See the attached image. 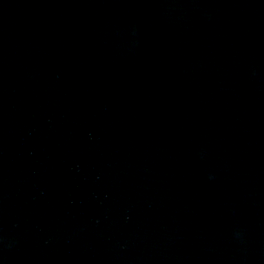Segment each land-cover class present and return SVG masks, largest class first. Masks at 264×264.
Segmentation results:
<instances>
[{
  "label": "water",
  "instance_id": "water-1",
  "mask_svg": "<svg viewBox=\"0 0 264 264\" xmlns=\"http://www.w3.org/2000/svg\"><path fill=\"white\" fill-rule=\"evenodd\" d=\"M0 264H264V0H0Z\"/></svg>",
  "mask_w": 264,
  "mask_h": 264
}]
</instances>
